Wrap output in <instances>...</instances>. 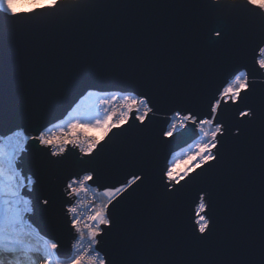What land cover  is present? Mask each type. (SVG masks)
Returning a JSON list of instances; mask_svg holds the SVG:
<instances>
[{
	"label": "water",
	"instance_id": "95a60500",
	"mask_svg": "<svg viewBox=\"0 0 264 264\" xmlns=\"http://www.w3.org/2000/svg\"><path fill=\"white\" fill-rule=\"evenodd\" d=\"M214 26L218 20L203 0H103L92 15L58 29L0 36V136L51 126L86 90L135 87L153 99L149 127L114 130L120 135L110 134L91 165L101 185L118 186L132 174L148 177L114 210L119 234L105 246L117 264H264V161L258 135L246 139V149L225 168L205 172L172 196L161 187V169L195 139L177 135L161 144L158 134L168 118L177 109L202 110L227 72L248 62L252 38L260 36L258 22L234 18L225 27V38L213 44L216 38L209 33ZM122 72L133 75L122 79L116 75ZM261 97L264 87L247 102L259 104ZM76 156L43 165L30 142L19 161L24 173L38 180L30 194L35 204L30 221L42 235L60 240L61 259L72 243L61 223V182L79 170ZM201 189L211 198L208 214L214 228L207 240L192 242L190 218ZM44 196L53 199L47 211L39 205Z\"/></svg>",
	"mask_w": 264,
	"mask_h": 264
},
{
	"label": "snow or ice",
	"instance_id": "6c2138e0",
	"mask_svg": "<svg viewBox=\"0 0 264 264\" xmlns=\"http://www.w3.org/2000/svg\"><path fill=\"white\" fill-rule=\"evenodd\" d=\"M203 2L206 11L218 20V26L210 29V37L216 38L211 43L225 38V27L234 18L258 22L260 36L252 38L248 62L227 72L202 110H174L167 128L158 134L163 137L159 141L161 144L171 143L177 135L190 134L195 138L194 149L189 145L180 162L184 165L182 171H178L176 162H169L161 169L165 196L174 195L205 172L225 168L231 157L246 149V139L256 135L264 161V97L259 104L247 102L264 87V0ZM12 3L13 0H0V36L13 31L43 34L58 29L69 21L92 15L103 0H50L27 12H12ZM116 75L124 79L133 74ZM226 111L231 112L229 118L222 116ZM153 115V99L135 87L86 90L67 115L54 124L50 122L51 126L41 125L31 134L16 129L7 136H0V264H117L113 251L105 246L108 238L119 234V220L114 210L122 198H126V193L131 196L148 177L132 174L126 183L118 186L101 185L100 173L91 165L106 140L120 135L114 130L137 128L143 132ZM89 130L98 131L99 137L89 136ZM30 142L40 154L43 165L61 164L78 153L79 170L61 182V223L73 241L64 259L59 256L60 240L42 235L30 221L35 214L30 194L38 180L19 167ZM101 187L103 190L97 191ZM197 196L195 212L190 218L189 238L192 242H203L214 228L208 214L211 198L203 189ZM39 205L44 211L51 209L52 197H41Z\"/></svg>",
	"mask_w": 264,
	"mask_h": 264
},
{
	"label": "rangeland",
	"instance_id": "374dc122",
	"mask_svg": "<svg viewBox=\"0 0 264 264\" xmlns=\"http://www.w3.org/2000/svg\"><path fill=\"white\" fill-rule=\"evenodd\" d=\"M49 2H50V0H13V3L11 4L10 10L12 12H16V11L18 12V11H22V10H30V9H33L34 7L40 6L41 4L49 3ZM13 5L16 6V11L13 10V7H12ZM29 5H32V6L30 7ZM88 135L89 136L95 135V136L99 137V132L96 130H89ZM191 146L194 149V142L191 144ZM188 148H189V146L178 151L179 153L176 152V154H175L176 158L173 160V162L177 163L178 171L183 170L184 165L180 162L183 159V156H184L185 152L188 150ZM38 264H40V262H38Z\"/></svg>",
	"mask_w": 264,
	"mask_h": 264
},
{
	"label": "trees",
	"instance_id": "16d2710c",
	"mask_svg": "<svg viewBox=\"0 0 264 264\" xmlns=\"http://www.w3.org/2000/svg\"><path fill=\"white\" fill-rule=\"evenodd\" d=\"M177 153H179V152H177ZM176 154V153H175ZM175 154L172 156V158H171V162H173V160L176 158L175 157Z\"/></svg>",
	"mask_w": 264,
	"mask_h": 264
},
{
	"label": "clouds",
	"instance_id": "9594fccd",
	"mask_svg": "<svg viewBox=\"0 0 264 264\" xmlns=\"http://www.w3.org/2000/svg\"><path fill=\"white\" fill-rule=\"evenodd\" d=\"M29 6L31 7L32 5H29ZM12 7H13V10H15V11H16V6H15V5H13Z\"/></svg>",
	"mask_w": 264,
	"mask_h": 264
},
{
	"label": "built area",
	"instance_id": "2783aa9c",
	"mask_svg": "<svg viewBox=\"0 0 264 264\" xmlns=\"http://www.w3.org/2000/svg\"><path fill=\"white\" fill-rule=\"evenodd\" d=\"M93 187V186H92ZM93 188H95V187H93ZM98 191V190H97ZM73 242V241H72Z\"/></svg>",
	"mask_w": 264,
	"mask_h": 264
}]
</instances>
